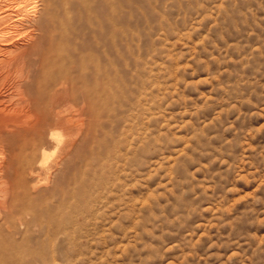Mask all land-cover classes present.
Wrapping results in <instances>:
<instances>
[{"label":"rangeland","instance_id":"374dc122","mask_svg":"<svg viewBox=\"0 0 264 264\" xmlns=\"http://www.w3.org/2000/svg\"><path fill=\"white\" fill-rule=\"evenodd\" d=\"M28 4L61 48L26 70L69 69L92 117L68 160L43 134L25 185L31 137L1 134L0 264H264V0Z\"/></svg>","mask_w":264,"mask_h":264},{"label":"bare ground","instance_id":"6f19581e","mask_svg":"<svg viewBox=\"0 0 264 264\" xmlns=\"http://www.w3.org/2000/svg\"><path fill=\"white\" fill-rule=\"evenodd\" d=\"M28 3L29 0H0V54H8L5 57L7 61L0 63L2 86L9 90L11 95L20 89L25 91L17 94L15 103L18 107L13 108L11 113L5 112V109L0 110V136L9 132L17 136L31 137L28 141L21 138L15 148L22 155L19 173L23 185L27 176L33 179L36 175L33 163L37 159L36 150L44 145L43 134L51 133L50 137L55 141L51 132L53 129L67 133L68 140L63 147L57 142H52L57 150H63L61 161L68 160L76 151L78 138L87 131V121L92 117L89 109L93 93L90 89L83 90L79 95L83 100L82 104H75V98L66 96L65 91L68 86L76 83L79 77L74 76L69 69L56 71V64L52 59L46 64L37 65V69L26 70L23 58L28 49L31 54L44 57L61 48L50 40V37L48 40L38 41L37 36L46 33V26L35 20L36 11L35 15L30 17L28 10L36 6L30 7L33 4ZM24 20L29 24L23 25ZM18 41L22 43L18 44ZM37 74H40L38 80L35 78ZM58 146L61 149H58ZM42 151L39 157L41 159L44 156V150ZM13 152L15 155L16 151ZM36 165L41 169V161ZM3 170L0 172H4ZM32 189L36 190L37 187L33 185Z\"/></svg>","mask_w":264,"mask_h":264}]
</instances>
